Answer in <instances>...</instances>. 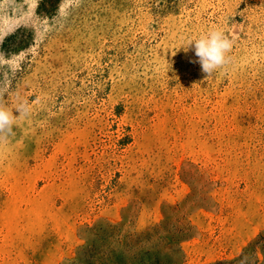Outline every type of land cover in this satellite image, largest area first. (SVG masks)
Wrapping results in <instances>:
<instances>
[{
	"label": "rangeland",
	"instance_id": "obj_1",
	"mask_svg": "<svg viewBox=\"0 0 264 264\" xmlns=\"http://www.w3.org/2000/svg\"><path fill=\"white\" fill-rule=\"evenodd\" d=\"M40 1L0 0V264H82L111 225L263 263L264 0Z\"/></svg>",
	"mask_w": 264,
	"mask_h": 264
},
{
	"label": "trees",
	"instance_id": "obj_2",
	"mask_svg": "<svg viewBox=\"0 0 264 264\" xmlns=\"http://www.w3.org/2000/svg\"><path fill=\"white\" fill-rule=\"evenodd\" d=\"M58 1L41 0L38 10L48 14L56 8ZM14 35L7 37L5 41L13 39ZM5 43L3 42L2 47L8 48ZM157 234V228L123 233L120 227L111 225L110 232H105L103 236H99V239H106L105 249L100 250L96 245L88 247L83 253L86 261L82 264H182L184 252L181 242L184 237L170 238L164 246L159 248L161 243L166 241V238L157 237L155 242H151ZM260 239H264V236L261 235ZM150 242L151 245L146 246ZM261 264H264V261Z\"/></svg>",
	"mask_w": 264,
	"mask_h": 264
},
{
	"label": "clouds",
	"instance_id": "obj_3",
	"mask_svg": "<svg viewBox=\"0 0 264 264\" xmlns=\"http://www.w3.org/2000/svg\"><path fill=\"white\" fill-rule=\"evenodd\" d=\"M194 41L195 55L199 58L202 70L209 75L222 67L227 61V53L232 47V42L220 29H212L201 34L195 39H190L187 44ZM20 114L22 109H16ZM17 115L6 106L0 105V133L10 131Z\"/></svg>",
	"mask_w": 264,
	"mask_h": 264
}]
</instances>
